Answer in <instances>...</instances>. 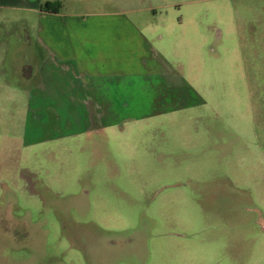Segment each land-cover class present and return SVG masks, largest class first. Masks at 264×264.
I'll list each match as a JSON object with an SVG mask.
<instances>
[{
	"label": "rangeland",
	"instance_id": "obj_1",
	"mask_svg": "<svg viewBox=\"0 0 264 264\" xmlns=\"http://www.w3.org/2000/svg\"><path fill=\"white\" fill-rule=\"evenodd\" d=\"M45 6L125 11L169 95L28 97ZM263 226L264 0H0V264H264Z\"/></svg>",
	"mask_w": 264,
	"mask_h": 264
},
{
	"label": "crops",
	"instance_id": "obj_2",
	"mask_svg": "<svg viewBox=\"0 0 264 264\" xmlns=\"http://www.w3.org/2000/svg\"><path fill=\"white\" fill-rule=\"evenodd\" d=\"M123 13L89 16L84 22L78 13L38 10L34 41L43 60L33 70L37 82L28 97L76 99L84 106L82 117L88 126L94 113L89 106L103 103L119 86H132L137 76L158 80L150 84H161L158 88L169 95L172 85L165 59L152 48L148 30L139 32L135 22L120 17Z\"/></svg>",
	"mask_w": 264,
	"mask_h": 264
},
{
	"label": "trees",
	"instance_id": "obj_3",
	"mask_svg": "<svg viewBox=\"0 0 264 264\" xmlns=\"http://www.w3.org/2000/svg\"><path fill=\"white\" fill-rule=\"evenodd\" d=\"M51 4H55V5H59V1H53L51 2ZM56 7V6H55ZM55 7H48V6H45V7H41L40 8V11H45V12H58V10L55 8Z\"/></svg>",
	"mask_w": 264,
	"mask_h": 264
},
{
	"label": "water",
	"instance_id": "obj_4",
	"mask_svg": "<svg viewBox=\"0 0 264 264\" xmlns=\"http://www.w3.org/2000/svg\"><path fill=\"white\" fill-rule=\"evenodd\" d=\"M263 229H264V226H263Z\"/></svg>",
	"mask_w": 264,
	"mask_h": 264
}]
</instances>
